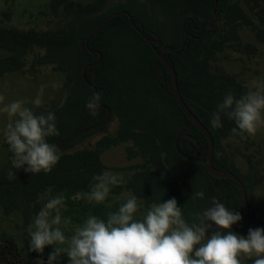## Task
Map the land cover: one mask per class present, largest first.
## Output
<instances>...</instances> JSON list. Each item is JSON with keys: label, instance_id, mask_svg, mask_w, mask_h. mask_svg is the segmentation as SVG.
I'll use <instances>...</instances> for the list:
<instances>
[{"label": "trees", "instance_id": "1", "mask_svg": "<svg viewBox=\"0 0 264 264\" xmlns=\"http://www.w3.org/2000/svg\"><path fill=\"white\" fill-rule=\"evenodd\" d=\"M108 1L89 0L82 4L49 0L45 11L39 13L48 17L45 29L17 28L10 24L9 9L0 12V78L17 73L45 79L47 71L62 76L59 101L51 100L34 113L55 114L59 135L48 137V143L55 144L67 137L73 132L70 126L83 129L99 124L106 116V108L110 111L104 125L61 145L57 151L60 159L50 173L31 174L22 169L13 173L11 182L16 184L0 187V205L9 213L24 203L35 202L39 194L50 188L51 193L65 196L64 206L74 218L85 210L77 197L90 191L93 176L117 170L104 166L100 154L129 143L127 158H140L141 162L128 168V176L121 178L118 186H110L109 194L130 192L147 207L175 198L189 225L199 223L197 216L207 204L220 199L229 210L239 212L242 221L244 207L236 183L213 177L201 163L186 161L176 152L173 142L184 127L178 149L186 156L198 157L206 149L207 141L176 104L169 72L139 32L159 39L169 49L177 48L188 34L180 49L164 56L175 71L182 100L213 139V167L219 172L233 173L246 186L249 220L243 228L249 227L256 214L252 192L260 184L261 176L250 162L248 172L243 173L236 159L243 137L232 133L235 123L222 116V126L214 129L210 118L227 92L239 98L249 91L239 78L241 72H228L223 60L230 54L250 60L257 54V46L264 48V0H217L222 16L216 24L211 12L213 0ZM121 11L130 14L137 30L121 14L90 37L88 48L101 53L98 64L85 72L90 87L81 72L98 55L85 49V38ZM206 26L210 28L207 30ZM242 28L253 34L254 44L241 41ZM93 88L95 103L102 108L90 106ZM113 120L117 123L113 134H104L91 147L72 149L86 137L104 131ZM11 159L9 151L8 166ZM201 191L203 198H192L193 193ZM122 203L116 201L109 209L97 205L93 216L106 222L107 213L117 211ZM80 207L82 210L78 211ZM231 230L241 235L242 228L232 226ZM53 247L46 246L43 254L30 251V256L37 263L43 260L46 264ZM0 264H22L20 249L7 234L0 236ZM56 264H69L68 257L62 255Z\"/></svg>", "mask_w": 264, "mask_h": 264}, {"label": "clouds", "instance_id": "2", "mask_svg": "<svg viewBox=\"0 0 264 264\" xmlns=\"http://www.w3.org/2000/svg\"><path fill=\"white\" fill-rule=\"evenodd\" d=\"M252 89L239 98L227 92L211 114V126L220 128L224 116L235 123L231 129L234 135L254 136L264 125V80L255 81ZM3 99L0 96V101ZM24 104L17 100L0 107L9 121L3 138L12 153V168L48 174L60 159L56 145L47 142L48 137L59 135L55 114L36 115ZM33 104L41 105V98L37 96ZM8 174L13 172L9 170ZM92 179L94 183L85 196L97 204L105 201L110 186L122 182L117 174L107 171ZM197 197L203 198L204 193L192 194L193 199ZM64 205L63 194L47 200L27 229L29 251L43 254L46 246H55L46 264H56L62 255L68 257L69 264H242L241 258L264 264V228H249L246 237L235 234L232 225L241 221V214L222 202H215L198 215L199 223L189 225L175 198L152 204L142 220L134 219L139 205L131 196L117 211L107 213L106 222L89 215L75 226L70 237L59 227ZM63 223L69 224L70 219L64 217ZM213 225L216 230L209 235Z\"/></svg>", "mask_w": 264, "mask_h": 264}, {"label": "rangeland", "instance_id": "3", "mask_svg": "<svg viewBox=\"0 0 264 264\" xmlns=\"http://www.w3.org/2000/svg\"><path fill=\"white\" fill-rule=\"evenodd\" d=\"M73 1L84 4L89 0ZM48 2L49 0H0V12L5 9H9L11 11L10 24L17 28L25 29L29 27H38V29H45L48 17L39 16V13L41 11H45ZM110 3H112V0L108 1V4ZM34 23H36L37 26H34ZM239 31L242 42L253 43L255 41L253 34L248 29L242 28ZM257 49V54H255L254 58H251L250 60L248 57L239 54H230L231 56L227 60H223V64L228 72H241L239 78L243 81L245 86H247L249 91L253 90V83L257 80H262L264 76V48L259 45L257 46ZM2 55L3 53L0 52V56ZM45 73H47L45 79H33L28 75H21L17 73H10L0 78V96L4 97L3 101H0V107H3L5 104L13 101L22 100L25 102L24 106L30 108L35 113L40 106L49 103L51 100L54 102L59 101L62 96L60 92L62 76L49 71ZM37 96H39L42 100V104L39 106L33 104V101L37 98ZM8 122L6 114L0 112V139L3 136V129L6 127ZM116 127L117 123L113 120L108 123L104 131L86 137L81 142L75 144L72 149L77 150L85 147H91L104 134H113ZM77 128V126H70V130L73 131L72 133L80 130ZM250 138L254 142H263L262 149H264V125L260 126L256 134L254 136H250ZM128 145L129 143H122L104 150L100 154V161L102 164L107 168L117 169L113 173L117 174L120 178L127 177L129 174L128 168L141 162L140 158H133L130 160L127 158L126 147ZM236 157L238 162L243 165L241 157L238 155ZM6 164L7 151L0 148V183H14L10 185H15V182H11L13 175L9 176L8 173L9 170L15 173L18 169H14L12 168V165L8 166L9 164ZM243 168H245V165H243ZM262 170H264V163H262ZM262 191L264 190L260 187L254 192L255 202ZM55 196L57 195L51 193L50 188H47L39 194L35 202L24 203L22 207L16 210L13 209L9 213L5 212V206L0 205V236L2 234H7L14 238L20 249L22 264H38L30 256V235L27 229L34 223L36 215L47 200ZM131 196L133 195L130 192H122L119 195L108 194L103 203L97 204L95 202H89L85 193L80 194L77 199H81L85 207V210H83L84 212L79 214L77 213L74 215V218H72L68 215V211L64 206L61 212L62 223L59 227L64 232L66 237H70L74 233L76 225L82 224L89 215H93L95 206L103 205L109 209L108 207L116 201L126 202V200ZM137 201L139 207L134 219L142 220L151 206L147 207L144 205L143 201L138 199ZM259 201L260 200H258V202ZM81 210V207L78 208V211ZM64 217L70 219L69 224L65 225L63 223ZM260 219H262V221ZM263 219L264 210L258 211L255 219L249 227L242 228L241 236L246 237L249 228H264ZM241 259L242 264H252V260H248L246 258Z\"/></svg>", "mask_w": 264, "mask_h": 264}, {"label": "water", "instance_id": "4", "mask_svg": "<svg viewBox=\"0 0 264 264\" xmlns=\"http://www.w3.org/2000/svg\"><path fill=\"white\" fill-rule=\"evenodd\" d=\"M214 11V6L212 7V12ZM125 15L128 20H129V23H130V26L132 28H134L135 30L136 27H135V24L130 16V14L126 11H123V12H119V13H115L107 22H105L103 25H101L100 27H98L97 29H95L91 34H89L86 38H85V42H84V46L85 48L88 49V45H87V42L88 40L90 39V37L93 35V34H97L99 32H101L103 29H105L107 26H109L119 15ZM142 39L145 41V42H150L151 43V46H160L161 42L159 40H152L150 38H147L143 32H139ZM183 41H184V37L182 38L181 40V43L180 45L175 48V49H168V48H164L162 49L161 51H158L157 49L155 50V53H156V56L158 57V59L160 60V62L163 64V66L168 70L169 74H170V78H171V88H172V93H173V98L176 102V104L178 105V107L180 108V110L182 111V113L187 117V119L195 126L197 127V129L202 133V135L205 137L206 141H207V147L206 149H203L198 157H195V158H190L188 156H186L185 154H183L179 149H178V139L180 137H182L184 135V131H185V127L177 134V136L175 137L174 139V142H173V145H174V148L176 150V152L186 161H191V162H198V163H201L206 171L212 175L213 177L215 178H218V179H231L233 180L237 187H238V190L240 192V196H241V199H242V202H243V207H244V217H243V220L238 222L237 224H234L232 225L233 227H236V228H240L242 226H244L247 222V219H248V214H249V205H248V201H247V196H246V191H245V187L242 183V181L236 177L233 173L231 172H219L217 171L213 165H212V153H213V140H212V137L209 133V131L202 125V123L198 120V118L189 110V108L186 106V104L184 103V101L182 100V97L179 93V90H178V86H177V79H176V74H175V71L173 69V67L169 64V62L165 59L164 57V52H167V51H174V50H178L180 49L182 46H183ZM91 54L95 53L96 51H92V50H88ZM96 54L98 55V58L91 64L89 65H86L83 70H82V77L84 79V81L87 83L88 86L92 87L91 84H89L85 78V71L87 68L89 67H94L98 64V62L100 61V58H101V53L100 52H96ZM95 96H96V90L95 88H93V95L91 97V101H90V105L92 106H95ZM106 116L105 118L99 123V124H96V125H93V126H89V127H86V128H83V129H80L74 133H71L70 135H68L67 137L63 138L62 140L58 141L57 143H55L54 145H56V148H57V151L58 149L61 147V145L66 142V141H72L74 139H76L77 137L81 136V135H84L90 131H92L93 129L97 128L98 126H101V125H104L109 117H110V111L108 108H106ZM20 179H18V181H20ZM10 184H14V183H0V187H3V186H8ZM215 202H220V199L219 200H216V201H211L207 204V206L205 207V209L201 212L200 216L203 215L204 211L210 207L211 205H213ZM212 229H216V226L213 225L212 226ZM211 230V229H210Z\"/></svg>", "mask_w": 264, "mask_h": 264}, {"label": "flooded vegetation", "instance_id": "5", "mask_svg": "<svg viewBox=\"0 0 264 264\" xmlns=\"http://www.w3.org/2000/svg\"><path fill=\"white\" fill-rule=\"evenodd\" d=\"M214 6V11L212 12V7ZM212 7H211V12H212V18L215 20V22H214V24H216L217 23V21H218V19L222 16V12H220V9L219 8H217V0H213V5H212ZM121 12H123V11H121ZM210 28V26H206V29L208 30ZM205 29V30H206ZM186 36H188V34H185L183 37H184V39H185V37ZM151 39V38H150ZM152 40H159V39H152ZM160 41V40H159ZM161 42V44H160V46H151V48H153L154 49V52H155V50L157 49L158 51H161L162 49H164V48H167V47H165V46H163L162 45V41H160ZM150 45H151V43L150 42H148ZM247 43H250V42H247ZM252 44H254V43H252ZM88 45V44H87ZM85 47V46H84ZM85 49H87V48H85ZM169 49V48H168ZM87 50H91V49H87ZM92 51H95V50H92ZM96 52H98V51H96ZM96 52L95 53H93V54H91L90 52V54L91 55H97L96 54ZM167 52H171V51H167ZM167 52H164V54L165 53H167ZM156 54V53H155ZM165 57V56H164ZM170 64V63H169ZM163 65V64H162ZM95 67V66H94ZM87 70V69H86ZM168 71V70H167ZM86 72V71H85ZM262 80H264V76H263V79ZM95 98H96V96H95ZM91 107H94V108H97V109H99V108H102V106H98V105H96V103H95V106H92V105H90ZM191 111V110H190ZM192 112V111H191ZM193 113V112H192ZM194 114V113H193ZM187 118V117H186ZM213 140V139H212ZM213 146H214V144H213ZM262 146H263V142H261V141H253L250 137H247V138H244L243 137V140L240 142L239 141V149H238V151H239V153L240 154H238V153H235V155L237 156H240L241 157V159H242V163H243V165H245V168H243V165H242V171H243V173H247L248 172V168L250 167V163H252V164H254L257 168H258V173L260 174V176H261V182H260V184L253 190V192H252V195H254V192L256 191V190H258L260 187L261 188H263V190H264V170H262V163H264V149H262ZM0 148H2V149H5L6 151H7V164H8V154H9V148H8V146H6L5 144H4V138H3V136H2V138L0 139ZM264 148V147H263ZM202 151V150H201ZM213 154V153H212ZM250 162V163H249ZM6 164V165H7ZM243 185H244V187H245V191H246V186H245V184L243 183ZM246 196H247V193H246ZM254 197V196H253ZM219 200V199H218ZM258 200H260L259 202H258ZM213 201H216V200H213ZM247 201H248V198H247ZM221 202V201H220ZM253 204H254V207H255V209L256 210H258V211H263L264 210V191H262V193L260 194V196L257 198V201L254 203L253 202ZM258 211H256V214H255V217H256V215H257V212ZM255 219V218H254ZM253 219V220H254ZM248 220H249V214H248V219H247V222H248ZM261 221H262V219H260ZM247 222H246V224H247ZM263 222H264V219H263ZM252 223V222H251ZM250 223V224H251ZM245 224V225H246ZM249 224V225H250ZM244 225V226H245ZM244 226H242V227H240V228H243Z\"/></svg>", "mask_w": 264, "mask_h": 264}]
</instances>
